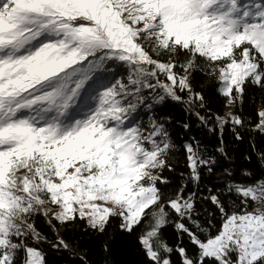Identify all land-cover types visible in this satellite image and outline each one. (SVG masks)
Wrapping results in <instances>:
<instances>
[{
	"label": "snow or ice",
	"instance_id": "snow-or-ice-1",
	"mask_svg": "<svg viewBox=\"0 0 264 264\" xmlns=\"http://www.w3.org/2000/svg\"><path fill=\"white\" fill-rule=\"evenodd\" d=\"M195 69L229 103L249 82L264 88V0H0V264H46L30 244L43 239L38 213L50 225L86 221L99 231L113 217L129 233L144 225L148 264H173V252L181 264H264V180L231 185L243 198L231 212L211 197L222 219L214 236L201 229V240L177 223L195 256L161 239L168 210L191 219L192 197L163 201L153 173L174 145L163 124L150 118L145 129L135 114L180 102L185 90L188 102L203 100ZM185 149L199 179L208 161Z\"/></svg>",
	"mask_w": 264,
	"mask_h": 264
},
{
	"label": "trees",
	"instance_id": "trees-1",
	"mask_svg": "<svg viewBox=\"0 0 264 264\" xmlns=\"http://www.w3.org/2000/svg\"><path fill=\"white\" fill-rule=\"evenodd\" d=\"M178 70L183 74V69ZM117 72L127 76L123 69L118 68ZM191 82L194 93H199L203 100L193 96L188 102L190 98L185 90L178 93L183 98L180 102L165 98L152 103L149 98L151 108L142 106L135 115L145 129L150 127V118L163 124L174 145L167 153L168 166L153 173L160 177L158 186L163 201L175 199L177 192H182L185 199L192 197L191 219L181 218L168 210V223L161 229V239L170 247H184L189 255L195 256L198 249L186 233L177 229V223H184L201 240L207 238L201 229H208L214 236L222 219L211 197L216 196L231 212L240 207L243 199L230 189L231 185H252L264 180V131L257 128L259 108L264 107V88L249 82L243 98L229 103L218 93L219 83L206 71L195 69ZM230 113L243 123H233ZM217 117L224 123L221 124ZM186 144H191L208 161L198 168L199 179H193L188 166ZM32 222L43 239L39 243L30 241V244L44 252L46 264H148L138 239L146 230L144 225L129 233L120 227L122 220L113 217L105 229L99 231L90 228L86 221L66 225L53 221L50 225L48 217L42 213L36 214ZM60 239L67 243V248L59 245ZM171 259L173 264H181L176 252Z\"/></svg>",
	"mask_w": 264,
	"mask_h": 264
},
{
	"label": "rangeland",
	"instance_id": "rangeland-1",
	"mask_svg": "<svg viewBox=\"0 0 264 264\" xmlns=\"http://www.w3.org/2000/svg\"><path fill=\"white\" fill-rule=\"evenodd\" d=\"M219 86H220V85H219ZM259 111H260V112L264 111V107H263V106H260ZM259 123H260V119H259ZM121 223H122V222H121Z\"/></svg>",
	"mask_w": 264,
	"mask_h": 264
}]
</instances>
